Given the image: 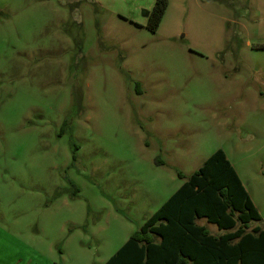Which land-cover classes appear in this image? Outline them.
<instances>
[{
  "label": "rangeland",
  "instance_id": "374dc122",
  "mask_svg": "<svg viewBox=\"0 0 264 264\" xmlns=\"http://www.w3.org/2000/svg\"><path fill=\"white\" fill-rule=\"evenodd\" d=\"M154 1L0 0V264H104L219 149L264 215V0Z\"/></svg>",
  "mask_w": 264,
  "mask_h": 264
},
{
  "label": "trees",
  "instance_id": "16d2710c",
  "mask_svg": "<svg viewBox=\"0 0 264 264\" xmlns=\"http://www.w3.org/2000/svg\"><path fill=\"white\" fill-rule=\"evenodd\" d=\"M167 4L154 1L147 16L150 32L157 31ZM260 221L219 149L104 264H264V229L253 226Z\"/></svg>",
  "mask_w": 264,
  "mask_h": 264
},
{
  "label": "crops",
  "instance_id": "0c3cea01",
  "mask_svg": "<svg viewBox=\"0 0 264 264\" xmlns=\"http://www.w3.org/2000/svg\"><path fill=\"white\" fill-rule=\"evenodd\" d=\"M168 6V4H167ZM167 9V7H166ZM166 11V10H165ZM165 13V12H164ZM164 16V15H163ZM163 18V17H162ZM162 20V19H161ZM161 22V21H160ZM160 25V24H159ZM228 159V158H227ZM229 160V159H228ZM232 167L234 168V164H232ZM235 170V169H234ZM236 172V170H235ZM242 186L244 187L245 191L247 192L251 202L253 203L254 207L256 208L259 216H260V223L258 224H254V226H260L264 229V215L262 214V205H261V199L259 197V195H257V185L259 184V182L256 180L255 177H253L252 179L248 178V176H246L244 178V180L238 175V173L236 172ZM258 182V183H256ZM260 187V186H259ZM259 192V190H258Z\"/></svg>",
  "mask_w": 264,
  "mask_h": 264
}]
</instances>
